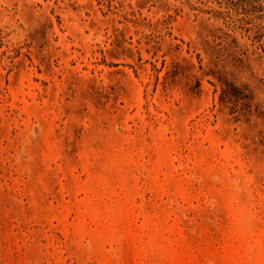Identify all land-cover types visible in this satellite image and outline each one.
<instances>
[{"label": "rangeland", "instance_id": "374dc122", "mask_svg": "<svg viewBox=\"0 0 264 264\" xmlns=\"http://www.w3.org/2000/svg\"><path fill=\"white\" fill-rule=\"evenodd\" d=\"M225 7L0 0V264H264V28Z\"/></svg>", "mask_w": 264, "mask_h": 264}, {"label": "trees", "instance_id": "16d2710c", "mask_svg": "<svg viewBox=\"0 0 264 264\" xmlns=\"http://www.w3.org/2000/svg\"><path fill=\"white\" fill-rule=\"evenodd\" d=\"M200 10L211 14L210 17L221 21L229 36L230 31H240L249 35V25L251 24L264 28V0H226L225 9ZM254 39L259 41L260 46L264 48V42L261 38L256 35Z\"/></svg>", "mask_w": 264, "mask_h": 264}]
</instances>
